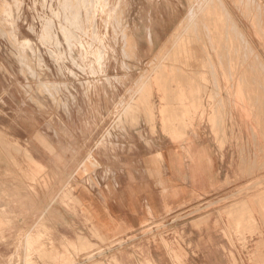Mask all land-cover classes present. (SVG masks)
<instances>
[{
    "label": "rangeland",
    "instance_id": "rangeland-1",
    "mask_svg": "<svg viewBox=\"0 0 264 264\" xmlns=\"http://www.w3.org/2000/svg\"><path fill=\"white\" fill-rule=\"evenodd\" d=\"M3 1H9L13 5L9 14L2 11ZM181 1L183 2V0H122L121 4V0H110V10L112 9L110 24H106L103 19L106 20L107 17L102 18L100 13L96 18L98 30H101L99 37L102 39L94 38L92 33L65 22L71 32L77 33L78 39L81 38V44L75 42L71 47L66 41V35L60 31L64 15L58 0H0V154L16 156L21 155L23 150V155L29 156L26 150L28 144H24L23 149L20 141L11 134L12 127L3 126L2 122L6 124L8 121L7 123L16 125V122L18 124L25 115V109L30 108L39 109L43 113L49 129L54 127L56 131L63 130L65 124L82 126L101 123L105 125V132L100 135L109 139L112 136L108 131L112 126H115V130L128 128L136 130L146 126L151 131L147 135L153 137L164 135L176 141L186 138L193 125H199L201 130L215 141L227 145L233 155L232 197L226 201L213 200V197L202 199L196 206L184 210V215L168 227L166 221H152L137 233L120 232L108 237L99 235L92 228L91 237L81 234L76 241L68 242L61 247L55 245L47 231L38 237L29 236L27 240L21 236L18 237L17 244L12 246L11 255L0 264H156L152 256L155 252L167 253L174 258L176 264H264V37L256 35L249 37L260 52L247 53L248 68H243L245 63L242 61L245 58L239 52L241 46L247 43L245 33V39L241 37L240 42L235 41L233 44L231 42V47L235 46L234 50L231 47L226 48L229 52L228 55L226 53L227 57L225 54L221 55L225 56L226 62L229 61V71L232 72L230 76L227 75L228 70L225 68L224 71L222 67V70L216 69L213 62L206 67L201 58H208V54L205 53L207 57L200 53L198 55L190 40H185L181 46L179 45V52L175 51L176 46L173 52H154L148 44L150 32L154 31L153 27H157L156 15L161 12L163 3L166 6L171 3V7H174L175 2ZM117 4H121L120 9ZM123 5L124 9L121 8ZM240 6L235 4L233 8L241 9ZM244 7L249 10V14H255V10H251L248 4H244ZM185 8L187 7H184V10ZM53 10L60 12L61 17L54 16ZM114 14L120 15L119 18ZM117 18L120 19L119 22ZM49 20H53L54 38L58 36V39H61L59 45L49 43L50 46L40 38L42 28ZM248 31L256 33L254 28L253 31ZM223 38L220 37L217 43L224 42ZM122 46L126 47L124 52ZM97 49L100 50L102 59H96L94 50ZM123 53L129 54L130 58H125L128 55L124 56ZM257 55L263 59L262 64L257 65L259 62ZM73 56L77 61L73 60ZM212 57L218 59L215 53ZM198 60L202 68L193 69V62L197 63ZM243 70H247L248 73ZM219 71L223 75L221 83L216 85ZM210 72H214L213 77ZM240 79L242 83L238 82ZM135 81H138L137 86L134 85ZM250 82L253 83L248 86ZM88 83L94 85L90 93H87ZM45 84L56 85L58 89L48 86L52 94L50 95L43 86ZM184 84L185 86H182ZM234 84L236 89L232 87ZM249 87L252 88H250L252 94ZM237 89L241 93L243 89L245 91L243 90L242 95L238 91V95ZM245 93L250 95L247 96ZM8 110H12L11 113ZM99 112L105 116H96ZM47 114L51 116L48 117ZM166 115L171 119L165 118ZM58 134L57 132L56 135ZM118 135L127 134L115 133V136ZM45 173L44 169L37 170L36 177H41L40 181L43 180L46 186ZM176 222L182 225L176 227ZM195 230L199 233L193 234ZM194 241L198 243L192 244ZM190 253L201 254L199 255L201 261L194 256L191 257L195 260L192 262L189 258Z\"/></svg>",
    "mask_w": 264,
    "mask_h": 264
},
{
    "label": "crops",
    "instance_id": "crops-1",
    "mask_svg": "<svg viewBox=\"0 0 264 264\" xmlns=\"http://www.w3.org/2000/svg\"><path fill=\"white\" fill-rule=\"evenodd\" d=\"M197 1L175 2L174 7L171 3L167 6L163 3L148 45L154 52H172L174 46L179 52V45L190 40L198 54H208V61L203 59L206 66L213 62L216 69L229 70L230 64L221 56L226 54L227 46L231 47L227 13H215L213 9L218 3L208 0L210 14L205 20L202 11L206 7L199 11ZM223 2L242 31L241 37L246 35L247 43L242 45L240 52L245 58L243 68H248L246 54L260 52L249 37H264V0ZM235 4L241 5V9L236 7L239 11L233 8ZM244 4L251 6L255 14H249ZM190 5L198 11L189 12ZM184 7L187 8L184 10ZM204 20L212 29L203 24ZM198 25L203 26L202 31ZM253 28L256 33H249L248 30L253 31ZM197 37L203 45L196 41ZM220 37L227 41L216 44ZM213 53L219 59H213ZM259 57L257 55V60L262 63L263 59ZM198 62L199 65L193 62V69L202 68L200 60ZM220 75L223 74L219 71L216 85L221 83ZM25 110L18 124L2 122L3 126L12 127L11 134L20 141L23 149L24 144H28L29 156H24L23 150L16 156L0 154V262L11 255L12 246L21 236L27 240L29 236L38 237L47 231L55 245L61 247L76 241L81 234L91 237L92 228L99 235L108 237L118 232L137 233L152 221H166L168 227L184 215V210L196 206L202 199L213 197V200L226 201L233 195V155L227 145L215 141L199 125H193L186 138L176 141L164 135L149 136L151 131L146 126L136 130H115L112 126L108 131L112 136L109 139L100 135L105 132L103 124H65L63 130L56 131L54 127L49 129L39 109ZM96 116L105 115L99 112ZM115 133L127 135L115 136ZM40 169L46 171V186L43 180L40 181L41 177H36V171ZM176 223V227L182 225ZM196 233L199 232L193 231ZM199 255L190 253L189 258L193 262L191 257L195 256L201 261ZM152 256L156 264H176L167 253L155 252ZM24 257L25 254L23 260Z\"/></svg>",
    "mask_w": 264,
    "mask_h": 264
},
{
    "label": "bare ground",
    "instance_id": "bare-ground-1",
    "mask_svg": "<svg viewBox=\"0 0 264 264\" xmlns=\"http://www.w3.org/2000/svg\"><path fill=\"white\" fill-rule=\"evenodd\" d=\"M114 1V0H113ZM119 1V0H118ZM130 1V0H129ZM143 1V0H142ZM153 1V0H152ZM209 1H211V0H209ZM213 1V0H212ZM211 1V2H212ZM127 2V1H126ZM150 2V1H149ZM198 2V4H199V11H202V10H204V8L206 7V9L204 10V11H202L203 13H205V20H206V18H207V16H208V14H210V13H208V11H207V7L209 6V5H207V3H208V0H198L197 1ZM215 2V1H214ZM216 2L218 3V5H216V9H213L212 8V6H211V8L213 9V11L215 12V13H220V15H221V12H225L226 11V13H227V19H228V21L230 22H228V24H229V27L228 28H230V29H228V35L230 34V32H231V34H232V36H231V38H230V36H229V38H230V40H231V42H232V44L235 42V41H238V42H240V40H239V38H241V33H242V31H240L239 30V28L237 27V25L235 24V21L232 19V17L229 15V10L227 9V6L224 4V2H223V0H216ZM3 3V6H2V11L5 13V14H9V12H10V10H12V6L13 5H11V3L9 2V1H3L2 2ZM58 3H59V5H60V8L62 9V14L64 15V22L63 23H60V31L63 33V34H65L66 35V37H67V42L70 44V46L71 47H73L74 46V43L75 42H79L80 44H81V38L80 39H78V34L77 33H75V32H71V30H70V28L66 25V23L65 22H68V23H70V25L71 26H74V27H81L83 30H85V31H87V32H89V33H92V35H93V37L94 38H99V39H102L101 37H99V30H98V24H97V20H96V18L98 17L97 16V14H99L100 13V15L102 16V18L103 17H107L106 18V20L105 19H103L105 22H106V24H110V19H109V17H110V13H111V11H112V9L110 10V8H111V6H110V0H58ZM155 3V2H154ZM216 3V4H217ZM121 4H122V0H121ZM121 4L120 5H118L119 6V9H120V6H121ZM147 4V3H146ZM153 4V3H152ZM211 4V3H210ZM212 5V4H211ZM215 5V4H214ZM118 6H117V8H118ZM191 6V5H190ZM196 6V5H195ZM123 7H125L124 5L121 7V8H123ZM149 7V6H148ZM218 7V8H217ZM129 8H130V6H129ZM129 8H128V10H129ZM210 8V7H209ZM210 8V9H211ZM124 9V8H123ZM202 9V10H201ZM115 10H117V9H115ZM114 10V11H115ZM191 11H193V13H196L197 11H198V9H197V11L194 9V5L193 6H191V9H190ZM191 11H189V12H191ZM211 11V10H210ZM121 12H122V10H121ZM212 12V11H211ZM53 15L54 16H56V17H59V15H60V12H56V10H53ZM116 13H117V11H116ZM121 14V13H120ZM201 14V13H200ZM213 14V13H212ZM62 15V16H63ZM113 15V14H112ZM115 16H116V14H114ZM126 15V14H125ZM189 15V17H191L190 16V13L188 14ZM193 15V14H192ZM118 16H120V15H118ZM118 16H116V17H118ZM122 16V15H121ZM60 17H61V15H60ZM111 18V17H110ZM119 18V17H118ZM117 18V19H118ZM192 18H193V16H192ZM54 19H55V17H54ZM101 19V18H100ZM99 19V20H100ZM186 19V18H185ZM188 19V18H187ZM199 19V18H198ZM197 19V20H198ZM226 19V20H227ZM98 20V21H99ZM190 20V19H189ZM192 20V19H191ZM190 20V21H191ZM200 20V19H199ZM205 20H204V22H203V24H205L206 25V23H205ZM222 20V19H221ZM53 21V20H52ZM51 20H49V21H46L45 22V24H44V26H43V30H42V33H41V36H40V38H41V40L44 42V43H46V44H49V43H55L56 45H59L60 44V40L58 39V36L57 37H55L54 38V34H52V26H53V22H52ZM115 21V20H114ZM114 21H112V22H114ZM120 21V19H118V22ZM203 21V20H202ZM101 22V21H100ZM118 22H116V23H118ZM126 22V21H125ZM194 22V21H193ZM207 22V21H206ZM211 22V21H210ZM216 22V21H215ZM102 23V22H101ZM208 23V22H207ZM221 23H224V22H221ZM113 24H115V23H113ZM119 24H121V23H119ZM57 25H59V24H57ZM117 25V24H116ZM216 25V24H215ZM220 25V24H219ZM225 25H226V23H225ZM100 26V25H99ZM107 26V25H106ZM121 26V25H120ZM195 26H197V25H195ZM199 26V28H201V26L202 25H198ZM214 26V25H213ZM223 26V25H222ZM57 27V26H56ZM203 27V26H202ZM206 27L209 29V25L207 24L206 25ZM226 27V26H225ZM219 28V27H218ZM258 28V27H257ZM58 29H59V27H58ZM102 29V28H101ZM105 29V28H104ZM181 29V28H180ZM193 29V28H192ZM197 29V28H196ZM210 29H212V28H210ZM209 29V30H210ZM215 29V28H214ZM107 30H108V28H107ZM114 30V29H113ZM112 30V31H113ZM198 30V29H197ZM201 31L203 30L202 28L200 29ZM223 30H226V29H223ZM101 31V30H100ZM104 31H106V30H104ZM109 31V30H108ZM190 31V30H189ZM194 31V30H193ZM196 31V30H195ZM200 31V32H201ZM258 31V30H257ZM103 32V31H102ZM115 32V31H114ZM192 32V31H191ZM208 32V31H207ZM214 32V31H213ZM221 32V31H220ZM260 32V31H259ZM60 33V32H59ZM122 33H123V31H122ZM184 33V32H183ZM203 33H204V31H203ZM106 34V33H105ZM124 34V33H123ZM177 34H178V31H177ZM205 34H206V32H205ZM101 35V34H100ZM107 35H108V33H107ZM188 35V34H187ZM194 35V34H193ZM201 35V34H200ZM204 35V34H203ZM223 35H224V33H223ZM124 36V35H123ZM177 36V35H176ZM179 36V35H178ZM208 36H209V34L207 35V39H208ZM244 36V35H243ZM109 37V36H108ZM112 37V36H111ZM121 37H122V35H121ZM126 37V36H125ZM196 37V36H195ZM212 37V36H211ZM226 37V36H225ZM113 38V37H112ZM116 38H117V36H116ZM115 38V39H116ZM184 38V37H183ZM205 38V37H204ZM227 38V37H226ZM226 38H223L224 40H226ZM104 39V38H103ZM114 39V38H113ZM176 39V38H175ZM197 39H198V37L196 38V41H197ZM206 39V38H205ZM218 39V38H217ZM244 39H245V37H244ZM41 40H40V42H41ZM223 40V41H224ZM107 41V40H106ZM199 41V40H198ZM202 41V40H201ZM207 41V40H206ZM209 41V40H208ZM227 41V40H226ZM244 41V40H243ZM246 41V40H245ZM105 42V41H104ZM118 42V41H117ZM123 42V41H122ZM178 42V41H177ZM102 43H103V40H102ZM113 43V42H112ZM126 43V42H125ZM203 43H204V41H203ZM207 43V42H206ZM26 44H28V41L26 42ZM45 44V45H46ZM77 44V43H76ZM199 44V43H198ZM205 44V43H204ZM215 44V43H214ZM216 44H218V43H216ZM222 44V43H221ZM224 44V43H223ZM243 44V43H242ZM50 46H51V44H49ZM106 45V44H105ZM114 45V44H113ZM125 45V44H124ZM127 45V44H126ZM203 45V44H202ZM213 45V44H212ZM229 45H231V44H229ZM77 46V45H76ZM181 46V45H180ZM183 46V45H182ZM240 46H241V44H240ZM244 46V45H243ZM46 47V46H45ZM49 47V46H48ZM70 47V48H71ZM116 47V46H115ZM209 47V46H208ZM235 47V46H234ZM234 47L232 46L231 48H233V50H234ZM242 47V46H241ZM54 48V47H53ZM108 48V47H107ZM111 48V47H110ZM122 50H123V52L125 51L124 49L126 48V47H123L122 46ZM213 48V47H212ZM226 48H228V46L226 47ZM225 48V50H227ZM230 48V49H231ZM56 49V48H55ZM174 49H175V47H174ZM201 49V48H200ZM229 49V50H230ZM239 49H240V47H239ZM239 49H238V51H239ZM113 50V49H112ZM121 50V51H122ZM178 50H180V49H178ZM208 50V49H207ZM232 50V52H234ZM242 50V49H241ZM244 50V49H243ZM49 51L51 52L52 50H50L49 49ZM60 51V50H59ZM58 51V52H59ZM74 51V50H73ZM99 49H97V50H94V55L96 56V59L97 60H99V59H102V56L100 55V53H99ZM114 51V50H113ZM177 51V50H176ZM221 51V50H220ZM228 51V50H227ZM237 51V50H236ZM77 52V51H76ZM84 52V51H83ZM116 52V51H115ZM119 52V51H118ZM171 52V51H170ZM173 52V51H172ZM194 52V51H193ZM219 52V51H218ZM221 52H223V51H221ZM220 52V53H221ZM240 52V51H239ZM56 53V52H55ZM87 53V52H86ZM120 53V52H119ZM197 53V52H196ZM195 53V54H196ZM219 53V54H220ZM227 53V55H228V53L229 52H226ZM231 53V52H230ZM250 53V52H249ZM59 54V53H58ZM64 54V53H63ZM74 54H75V52H74ZM84 54V53H83ZM120 54H122V53H120ZM124 54V53H123ZM182 54V53H181ZM214 54V53H213ZM218 54V53H217ZM238 54V53H237ZM241 54V53H240ZM62 55V54H61ZM60 55V56H61ZM73 55V54H72ZM114 55V54H113ZM128 55V56H127ZM171 55H173V53L171 54ZM175 55H177V54H175ZM199 55V54H198ZM222 55V54H221ZM226 55V54H225ZM246 55H248V54H246ZM251 55V54H250ZM54 56V55H53ZM67 56V55H66ZM94 56V57H95ZM115 56V55H114ZM123 56V55H122ZM124 56H127V57H125V58H128L129 57V54H124ZM123 56V57H124ZM204 56H205V54H204ZM232 56V55H231ZM117 57V56H116ZM177 57H178V55H177ZM202 57V56H201ZM205 57H207V56H205ZM225 57V56H224ZM223 57V58H224ZM234 57V56H233ZM232 57V58H233ZM243 57V56H242ZM246 57V56H245ZM256 57V56H255ZM56 58H57V56H56ZM62 58H63V56H62ZM73 58V60H76V58L74 59V56L72 57ZM119 58V57H118ZM130 58V57H129ZM239 58V57H238ZM238 58H237V60H238ZM59 59V58H58ZM71 59V58H70ZM164 59V58H163ZM169 59V58H168ZM167 59V60H168ZM176 58L174 57V60H175ZM202 60H203V58H201ZM219 59V58H218ZM234 59V58H233ZM241 59V58H240ZM206 60H207V58H206ZM227 60H228V58H227ZM244 60V59H243ZM250 60V59H249ZM61 61V60H60ZM72 61V60H71ZM77 61V60H76ZM183 61H185V60H183ZM208 61V60H207ZM225 61V60H224ZM232 61V60H231ZM239 61V60H238ZM58 62V61H57ZM63 62V61H62ZM121 62V61H120ZM217 62V61H216ZM229 62V61H228ZM227 62V63H228ZM240 62H241V60H240ZM247 62V61H246ZM118 63V62H117ZM122 64H123V62H121ZM196 63V62H195ZM203 63V62H202ZM219 63V62H218ZM231 63V62H230ZM252 63V62H251ZM260 63V62H259ZM62 64V63H61ZM121 64V65H122ZM182 64V63H181ZM184 64V63H183ZM197 64L199 65V63L197 62ZM220 64V63H219ZM240 64V63H239ZM262 64V63H261ZM59 65V64H58ZM223 65V64H222ZM224 65H226L225 63H224ZM229 65V64H228ZM241 65V64H240ZM245 65V64H244ZM244 65H242V67L244 66ZM118 66V65H117ZM152 66H154V65H152ZM189 66V65H188ZM218 66V65H217ZM251 66V65H250ZM122 67H123V65H122ZM124 67H125V65H124ZM157 67H159V66H157ZM207 67V66H206ZM236 67V66H235ZM241 67V66H240ZM245 67V66H244ZM248 67H249V65H248ZM258 67V66H257ZM160 68V67H159ZM227 68V67H226ZM233 68H234V65H233ZM262 68V67H261ZM126 69V68H125ZM131 69V68H130ZM170 69V68H169ZM171 69H172V67H171ZM219 69V68H218ZM222 69H223V71H224V67H222ZM221 69V70H222ZM238 69H240L239 67H238ZM128 70V69H127ZM178 70V69H177ZM226 70V69H225ZM235 70V69H234ZM255 70V69H254ZM259 70H260V68H259ZM262 70V69H261ZM260 70V71H261ZM264 70V69H263ZM171 71V70H170ZM175 71V70H174ZM173 71V72H174ZM179 71V70H178ZM181 71H183V70H181ZM211 71H213V69H211ZM244 71V70H243ZM247 71V70H246ZM246 71H245V73H246ZM117 72V71H116ZM118 72H119V70H118ZM164 72V71H163ZM176 72V71H175ZM179 74H181L180 72H178ZM211 73V75L214 73H212V72H210ZM222 73V72H221ZM227 73H230V71L228 70V72ZM248 73V72H247ZM246 73V74H247ZM255 73H257V72H255ZM174 74V73H173ZM190 74V73H189ZM225 74V73H224ZM231 74H232V72H231ZM239 74V73H238ZM251 74V73H250ZM254 74V73H253ZM263 74H264V72H263ZM184 75V74H183ZM216 75V74H215ZM228 75V74H227ZM226 75V76H227ZM128 76V75H127ZM221 76V75H220ZM239 76H240V74H239ZM247 76V75H246ZM255 76V75H254ZM160 77V76H159ZM173 77V76H172ZM176 77V76H175ZM178 77V76H177ZM183 77V76H182ZM191 77V76H190ZM225 77V76H224ZM242 77V76H241ZM249 77V76H248ZM161 78H163V77H161ZM214 78H217V76H214ZM226 78V77H225ZM239 78V77H238ZM250 78H252V77H250ZM256 78H258V77H256ZM255 78V79H256ZM260 78V77H259ZM129 79V78H128ZM174 79V78H173ZM192 79V78H191ZM190 79V80H191ZM227 79H229V77H227ZM231 79V78H230ZM241 79H243L244 80V78H241ZM241 79H240V81L238 80V82H241ZM254 79V80H255ZM179 80H180V76H179ZM237 80V79H236ZM246 80V79H245ZM248 80V79H247ZM264 80V79H263ZM109 81H110V79H109ZM129 81V80H128ZM160 81H161V79H160ZM193 81V80H192ZM198 81V80H197ZM212 81H214V80H212ZM216 81V80H215ZM252 81V80H251ZM257 81V80H256ZM255 81V82H256ZM171 82V81H170ZM180 82H182V81H180ZM185 82V81H184ZM237 82V81H236ZM246 82V81H245ZM112 83V82H111ZM234 83H235V81H234ZM242 83V82H241ZM251 83H253V82H250V85H248V86H251ZM137 84H138V81H135L134 82V85H136L137 86ZM163 84H164V82H163ZM179 84V83H178ZM189 84V83H188ZM246 84V83H245ZM263 84V83H262ZM70 85V84H69ZM68 85V86H69ZM168 85V84H167ZM173 85V84H172ZM241 85V84H240ZM254 85H256V84H254ZM44 86V88H45V90L46 91H48V93L50 92V95H52L51 94V90L49 89V87L48 86H52V87H54V89L55 90H57L58 89V87L56 86V85H49V84H45V85H43ZM71 86V85H70ZM81 86V85H80ZM84 86H85V84H84ZM94 85L93 84H91V83H88V85H87V93H90L91 92V88L93 87ZM111 86V85H110ZM115 86V85H114ZM168 86H170V85H168ZM182 86H185V84L184 85H182ZM203 86V85H202ZM214 86V85H213ZM242 86H243V84H242ZM245 86V85H244ZM263 86V85H262ZM82 87V86H81ZM165 87V86H164ZM215 87V86H214ZM233 88H235V84H234V86H232ZM232 87H230V88H232ZM246 87H247V84H246ZM255 87H257V86H255ZM254 87V89H256ZM112 88H114V87H112ZM177 88V87H176ZM179 88V87H178ZM195 88V87H194ZM239 88V87H238ZM251 87H249L248 89L250 90V93H251V89H250ZM260 88H261V86H260ZM259 88V89H260ZM83 89V88H82ZM109 89V88H108ZM131 89V88H130ZM169 89H171V87L169 88ZM204 89H207V88H204ZM236 89V88H235ZM245 89V88H244ZM243 89V90H244ZM247 88L245 89L246 91L248 90ZM173 90H175V89H173ZM191 90V89H190ZM189 90V91H190ZM193 90H195V89H193ZM200 90V89H199ZM242 90V93H244V91ZM249 90L247 91V92H249ZM258 90V89H257ZM262 90V89H261ZM78 91H80L81 92V90L79 89ZM84 91H86V89L84 90ZM129 91V90H128ZM133 91V93H134V90H132ZM169 91V90H168ZM179 91V90H178ZM198 91V90H197ZM213 91V90H212ZM238 89H237V92L236 93H238ZM259 91V90H258ZM257 91V92H258ZM170 92H171V90H170ZM240 92V91H239ZM256 92V91H255ZM79 93V92H78ZM168 93V92H167ZM188 93V92H187ZM203 93V92H202ZM206 93V92H205ZM216 93V92H215ZM242 93L240 92V94L242 95ZM250 93L248 94H246L247 96L248 95H250ZM253 93V92H252ZM251 93V94H252ZM258 93H260V92H258ZM80 94V93H79ZM116 94H117V91H116ZM129 94V93H128ZM171 94V93H170ZM214 94V93H213ZM234 95H235V93H233ZM245 94H243V95H245ZM110 95V94H109ZM172 95V94H171ZM174 95V94H173ZM176 95V94H175ZM184 95H186V94H184ZM238 95H239V93H238ZM245 95V96H246ZM253 95H255V94H253ZM259 95V94H258ZM170 96V95H169ZM189 96V95H188ZM216 96V95H215ZM217 96H219V95H217ZM216 96V97H217ZM78 97V96H77ZM191 97V96H190ZM195 97H196V95H195ZM205 97V96H204ZM239 97V96H238ZM262 97V96H261ZM178 98V97H177ZM243 98V97H242ZM241 98V99H242ZM249 98V97H248ZM254 98V97H253ZM174 99V98H173ZM185 99V98H184ZM190 99V98H189ZM252 99V98H251ZM257 99V98H256ZM167 100V99H166ZM186 100H187V98H186ZM185 100V101H186ZM217 100H218V98H217ZM221 100V99H220ZM261 100V99H260ZM191 101V100H190ZM195 101V100H194ZM242 101H243V99H242ZM249 101V100H248ZM165 102V101H164ZM90 102H88V104H89ZM170 103V102H169ZM216 103V102H215ZM229 103V102H228ZM253 103H254V101H253ZM84 104V103H83ZM106 104V103H105ZM119 104V103H118ZM218 104H219V100H218ZM92 105V104H91ZM112 105V104H111ZM120 105L122 106V102H120ZM230 105V104H229ZM248 105V104H247ZM83 106H85V105H83ZM90 106V105H89ZM113 106V105H112ZM117 106V105H116ZM220 106H221V104H220ZM249 107H250V105H248ZM92 107V106H91ZM98 107H99V105H98ZM102 107V106H101ZM176 107V106H175ZM178 107V106H177ZM176 107V108H177ZM245 107H247V106H245ZM90 108V107H89ZM117 108V107H116ZM222 108V107H221ZM253 108V107H252ZM257 108H258V106H257ZM121 109V108H120ZM133 109V108H132ZM167 109V108H166ZM259 109V108H258ZM83 110H84V108H83ZM86 110V109H85ZM90 110V109H89ZM104 110V109H103ZM114 110H115V108H114ZM129 110H130V108H129ZM168 110V109H167ZM171 111H172V109H170ZM176 110V109H175ZM223 110V109H222ZM91 111H92V109H91ZM128 111V110H127ZM164 111V110H163ZM166 111V110H165ZM174 111V110H173ZM109 112H111V111H109ZM112 112H113V110H112ZM170 112V111H169ZM182 112V111H181ZM180 112V113H181ZM185 112V111H184ZM223 112V111H222ZM94 113V112H93ZM172 113V112H171ZM176 113V112H175ZM109 114V113H108ZM164 114V113H163ZM170 114V113H169ZM179 115V114H178ZM169 116V115H168ZM182 116V115H181ZM86 117V116H85ZM93 117V116H92ZM174 117V116H173ZM105 118V117H104ZM165 118H168L167 117V115H166V117ZM165 118H163L164 120H165ZM170 118V117H169ZM168 118V119H169ZM181 118V117H180ZM171 119V118H170ZM175 119H176V117H175ZM86 120H88V119H86ZM173 120H174V118H173ZM85 121V120H84ZM163 121V120H162ZM170 121V120H169ZM93 122V121H92ZM97 122V121H96ZM167 122V121H166ZM86 124V123H85ZM101 124V123H100ZM177 124V123H176ZM89 125V124H88ZM95 125V124H94ZM93 125V126H94ZM167 125V124H166ZM170 125V124H169ZM173 130V129H172ZM181 131V130H180ZM182 136V135H181ZM255 140V139H254ZM260 150H262V148L260 149ZM261 152V151H260ZM27 154V153H26ZM249 155V154H248ZM264 156V155H263ZM254 164H255V162H254ZM250 165V164H249ZM264 165V164H263ZM245 166V165H244ZM260 166V165H259ZM252 167V166H251ZM261 167V166H260ZM249 168V167H248ZM247 168V169H248ZM250 169V168H249ZM43 170V169H42ZM240 170V169H239ZM259 170V169H258ZM247 172V171H246ZM40 173V172H39ZM249 173V172H248ZM250 176V175H249ZM260 187V186H259ZM248 189V188H247ZM245 192V191H244ZM260 196V195H259ZM264 196V195H263ZM262 196V197H263ZM257 198V197H256ZM238 202V201H237ZM236 202V203H237ZM226 203V202H225ZM239 203V202H238ZM214 205V204H213ZM211 207V206H210ZM243 207V206H242ZM244 208V207H243ZM243 210V209H242ZM225 212V211H224ZM191 216V215H190ZM242 217V216H241ZM206 221H204V223H205ZM203 223V222H202ZM234 223V222H233ZM241 224V223H240ZM196 225V224H195ZM208 227V226H207ZM121 228V227H120ZM239 229V228H238ZM120 230V229H119ZM118 230V231H119ZM120 231H122V230H120ZM232 231V230H231ZM235 231V230H234ZM239 231V230H238ZM226 232V231H225ZM119 233V232H118ZM73 249V248H72ZM75 250V249H74ZM183 252H184V250H183ZM91 256H92V254H91ZM68 259V258H67ZM92 259V258H91ZM65 260V259H64ZM62 261V260H61ZM61 264V263H60Z\"/></svg>",
    "mask_w": 264,
    "mask_h": 264
}]
</instances>
